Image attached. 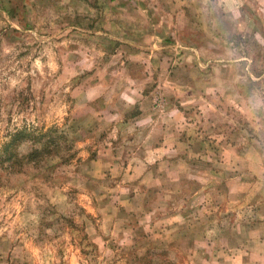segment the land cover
<instances>
[{"label": "crops", "instance_id": "0c3cea01", "mask_svg": "<svg viewBox=\"0 0 264 264\" xmlns=\"http://www.w3.org/2000/svg\"><path fill=\"white\" fill-rule=\"evenodd\" d=\"M59 1L72 9V29L99 32L117 44L119 109L108 114V128L119 129V178L141 170L131 162L142 164L146 170L136 178L146 187H137L138 194L155 199L136 204L126 188L128 200L119 202V213L124 208L142 215L115 218V264H132L124 258L130 253L134 264H144L139 259L146 252L157 257L158 250L175 258L149 264H264L261 158L239 152L236 142L222 136L216 139L225 145L221 156L201 146V134L207 124L215 126V117L245 109L238 101L246 96L237 86L242 76L264 81V70L259 77L249 73L264 69V0H113L99 12L94 30L87 0ZM157 80L173 88L179 83L173 93L181 99L158 118L147 90ZM128 129L131 135L124 138Z\"/></svg>", "mask_w": 264, "mask_h": 264}, {"label": "rangeland", "instance_id": "374dc122", "mask_svg": "<svg viewBox=\"0 0 264 264\" xmlns=\"http://www.w3.org/2000/svg\"><path fill=\"white\" fill-rule=\"evenodd\" d=\"M111 1L87 0L93 30L99 12ZM68 8L59 0H0V155L2 144L17 131L33 139L44 135L39 142L24 139L12 150L23 160L0 168V264H115V218L142 215L124 208L119 213V202L128 200L126 188L136 204L155 200L138 194L137 187H146L136 178L146 170L142 164L131 162L141 170L119 178V129L108 128V114L119 109L117 44L99 32L72 29ZM74 23L83 26L76 18ZM263 70L249 68V73L259 77ZM177 84L173 88L157 80L147 89L157 118L168 106H179L181 99L173 93ZM237 86L246 93L238 99L245 109L215 117V126L207 124L201 134V146L221 156L225 145H217L216 139L229 138L239 152L258 155L264 168V81L242 76ZM129 130L123 131L124 138L131 135ZM50 140L60 147L43 154ZM36 149L42 150L38 164L28 157ZM185 184L190 190L191 181ZM133 254L124 257L132 264ZM156 255L150 258L146 252L139 262L163 263L174 257L159 250Z\"/></svg>", "mask_w": 264, "mask_h": 264}, {"label": "trees", "instance_id": "16d2710c", "mask_svg": "<svg viewBox=\"0 0 264 264\" xmlns=\"http://www.w3.org/2000/svg\"><path fill=\"white\" fill-rule=\"evenodd\" d=\"M42 137H44V135H40L39 137L33 139L34 137L31 136V134L29 133H26V131L24 130H20V131H17L14 133V135H12L10 141L8 143H3L1 148V155H0V168H3L5 162H11L14 164L16 163H20L23 159H17V153L13 152L12 150H15L17 149L18 145L20 143H22V141L24 139H33L34 141L33 142H39ZM66 142V141H65ZM52 146H54L55 148H59L60 146L59 145H56L55 141H46V143L43 145V154L46 152V151H49L48 148H51ZM66 148V147H65ZM2 153H4V156L2 155ZM42 153V150L41 151H38V149L36 150H33V152L31 154L28 155L29 157V160L31 162H33L34 164H38L40 162L39 159H37V156L38 154ZM47 153H50V152H47ZM35 155V156H34Z\"/></svg>", "mask_w": 264, "mask_h": 264}]
</instances>
